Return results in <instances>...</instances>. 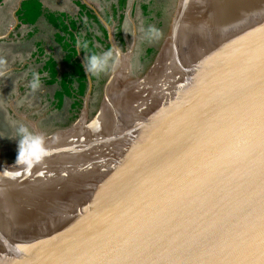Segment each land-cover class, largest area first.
Here are the masks:
<instances>
[{
	"label": "water",
	"instance_id": "1",
	"mask_svg": "<svg viewBox=\"0 0 264 264\" xmlns=\"http://www.w3.org/2000/svg\"><path fill=\"white\" fill-rule=\"evenodd\" d=\"M182 3L110 108L124 50L89 5L119 57L88 113L78 53L81 108L35 130L39 164L0 156V264H264V0L219 1L199 49L178 46Z\"/></svg>",
	"mask_w": 264,
	"mask_h": 264
},
{
	"label": "rangeland",
	"instance_id": "2",
	"mask_svg": "<svg viewBox=\"0 0 264 264\" xmlns=\"http://www.w3.org/2000/svg\"><path fill=\"white\" fill-rule=\"evenodd\" d=\"M86 1L94 3L99 8L100 14L122 19L123 46L118 44L119 37L113 38L124 50V53L120 57V68L113 78L114 86L110 92L111 99L108 104L110 108L113 106V102L118 99L116 95L119 97L121 89L125 90L135 84L139 80V76L145 73L150 66L166 35L177 0ZM182 2V12L177 16L179 23L177 42L183 34L188 32V29L200 28L199 24L203 21V17L201 21L199 15L195 16L199 14L197 10H200L197 8L195 0H182ZM94 14L96 13L94 12ZM101 17L104 19L106 16L101 15ZM2 19L7 25L12 24L13 20L10 15H3ZM102 25L105 27L103 22ZM149 26L155 31L149 32ZM20 30L13 32L23 33L24 37H18L15 35L16 33H12L8 37L0 38V156L2 159L17 155V143L20 139L17 129L20 126L25 127L29 133L35 136V130L45 133L67 125L81 108L79 106L77 109H71L69 98L65 99L59 107V101L54 98L53 94L56 84H46L42 81L45 72H41L40 69L44 62L54 60L53 57L57 60L58 69L60 71L64 69L62 62H58L60 56H63V50L56 42L60 35L59 32L54 34L52 28H43L34 32L32 37H25L24 30ZM55 45L59 47L54 48ZM107 51L105 50L99 55ZM111 62L112 59L109 60V66L105 71L93 74L95 78L87 102L88 113L99 111L101 108L99 106L103 97L102 84L109 72ZM34 76L41 79L35 90L30 87ZM60 76L65 77L66 73L60 74L58 80ZM123 86L126 87L123 88ZM63 93L67 92L63 90ZM106 106L105 104V108L109 111Z\"/></svg>",
	"mask_w": 264,
	"mask_h": 264
},
{
	"label": "trees",
	"instance_id": "3",
	"mask_svg": "<svg viewBox=\"0 0 264 264\" xmlns=\"http://www.w3.org/2000/svg\"><path fill=\"white\" fill-rule=\"evenodd\" d=\"M39 14H41V5L38 0H24L16 11V15L22 23L33 24ZM103 17L108 24L115 22L113 37H119L118 44L123 46L122 19H115L107 15H103ZM45 18L52 26L59 29L57 32L60 35L56 42L65 54L61 61L64 69L61 71L58 69L55 60L43 63L40 70L41 72H45V76L42 81L46 84H56L53 94L54 98L59 101V107H61L65 99L69 98L71 100V109H77L81 105L82 97L87 87L86 77L78 53L86 60L91 54L99 55V53L111 49L110 44L106 41V28L102 25L96 14H94L93 10L85 4L80 5V11L75 18H65L61 14L53 13H47ZM77 41L80 42V46L77 45ZM85 43L87 44L86 48L83 47ZM57 73L58 76H56ZM59 73L61 75L66 73V76H60L58 80ZM90 75L92 80H94L95 76L93 74ZM63 90L67 93H63Z\"/></svg>",
	"mask_w": 264,
	"mask_h": 264
},
{
	"label": "crops",
	"instance_id": "4",
	"mask_svg": "<svg viewBox=\"0 0 264 264\" xmlns=\"http://www.w3.org/2000/svg\"><path fill=\"white\" fill-rule=\"evenodd\" d=\"M22 1L24 0H0V38L8 37V35L12 33L15 34L16 31L20 29V31L24 30L23 32L26 35L25 37H32L34 35V32H37L43 28H52V30L55 32L54 34H57V31L59 29L52 26L45 18V15L47 13H53L61 14L65 18H75L78 16L81 4L93 6L96 11L100 13L99 8L94 3L88 2L86 0H38L41 5V14L38 15L36 21L33 24L22 23L21 21H19L18 16L16 15V11L21 5ZM6 14L10 15L13 20L11 25H7V23H5V20L2 19V16ZM13 14L17 16V22H15ZM101 15L103 16V14ZM3 24L6 25L2 26ZM14 30L16 31L13 32ZM15 35L18 37H24L23 33L21 34L19 32H17ZM55 47L59 46L55 45L54 48ZM64 54L65 52L63 51V56ZM63 56H60V61L58 62L62 61ZM54 60L57 62L55 58Z\"/></svg>",
	"mask_w": 264,
	"mask_h": 264
},
{
	"label": "clouds",
	"instance_id": "5",
	"mask_svg": "<svg viewBox=\"0 0 264 264\" xmlns=\"http://www.w3.org/2000/svg\"><path fill=\"white\" fill-rule=\"evenodd\" d=\"M155 30L149 26V32H154ZM77 45L80 46V42L77 41ZM83 47H87L85 43ZM115 57H119V51L115 50ZM112 59L113 64L115 59L113 58V50L109 49L107 52L97 55L91 54L84 61V68L90 74H99L109 66V60ZM39 86V78H33L30 87L35 90ZM17 133L20 139L17 143V156L15 160L16 165L23 164L25 168H31L36 164H39L45 156L50 153L42 147V137L38 135H32L28 130L20 126L17 129Z\"/></svg>",
	"mask_w": 264,
	"mask_h": 264
},
{
	"label": "bare ground",
	"instance_id": "6",
	"mask_svg": "<svg viewBox=\"0 0 264 264\" xmlns=\"http://www.w3.org/2000/svg\"><path fill=\"white\" fill-rule=\"evenodd\" d=\"M195 1H196L195 4H196L197 8L200 9V10H197V13L199 11V14H196L195 16L199 15V17L201 18V21H202V17H203V21L200 22V24H199L200 28L197 27V28H193V29L190 30V43L191 42L195 43L197 49H199L200 47H203L205 44H208L209 42L213 41V38L211 37V34H209L210 33V28L208 29V27H205V24L210 23L208 21L209 18H210V13H209L210 10H212V8L214 9L216 4L219 3V1H222V0H195ZM194 7H192V8H194ZM206 18L208 20H206ZM195 19H196V17H195ZM201 27H202V29H201ZM187 33L183 34L182 38H180L179 41L177 42L179 48H180V45H183V47H184V44H185V38L184 37L187 35ZM187 38L189 39L188 35H187ZM177 51H179V50H177ZM178 53L179 52H177L176 55ZM126 86H129V85H126ZM126 86H123V88H125ZM59 143H60L59 141L55 142L56 145L59 144ZM63 143L64 142L62 141L59 146H61ZM59 146H57V147H59Z\"/></svg>",
	"mask_w": 264,
	"mask_h": 264
}]
</instances>
